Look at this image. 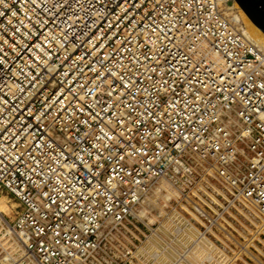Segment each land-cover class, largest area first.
I'll return each mask as SVG.
<instances>
[{
    "label": "built area",
    "instance_id": "obj_1",
    "mask_svg": "<svg viewBox=\"0 0 264 264\" xmlns=\"http://www.w3.org/2000/svg\"><path fill=\"white\" fill-rule=\"evenodd\" d=\"M235 4L0 0V189L39 264L96 250L161 178L264 217V50Z\"/></svg>",
    "mask_w": 264,
    "mask_h": 264
},
{
    "label": "rangeland",
    "instance_id": "obj_2",
    "mask_svg": "<svg viewBox=\"0 0 264 264\" xmlns=\"http://www.w3.org/2000/svg\"><path fill=\"white\" fill-rule=\"evenodd\" d=\"M232 14L261 46L258 33L250 37L246 21ZM194 180L155 181L135 216L104 230L97 249L74 264H264V217L255 206ZM19 208L0 189V264H39L10 227Z\"/></svg>",
    "mask_w": 264,
    "mask_h": 264
},
{
    "label": "water",
    "instance_id": "obj_3",
    "mask_svg": "<svg viewBox=\"0 0 264 264\" xmlns=\"http://www.w3.org/2000/svg\"><path fill=\"white\" fill-rule=\"evenodd\" d=\"M251 22L264 33V0H235Z\"/></svg>",
    "mask_w": 264,
    "mask_h": 264
},
{
    "label": "bare ground",
    "instance_id": "obj_4",
    "mask_svg": "<svg viewBox=\"0 0 264 264\" xmlns=\"http://www.w3.org/2000/svg\"><path fill=\"white\" fill-rule=\"evenodd\" d=\"M231 10H232V13L233 12H235V10H237V12L240 14V17H241V19L245 22L246 21V24L245 25H249V26H247V27H250L251 29H249L251 32L254 30L255 31V33L257 34V38L258 39H256V38H254L255 40H257L256 42H259L260 40H261V46H262V40L264 39V33L262 32V31H260L252 22H251V20L247 17V15L243 12V10L239 7V5L236 3L235 5H233L232 7H231ZM242 15V16H241ZM235 16V15H234ZM233 16V20L235 21V22H237L236 21V19H235V17ZM247 22H248V24H247ZM237 23H239V22H237ZM237 23H236V25H237ZM239 27V26H238ZM239 28H241V27H239ZM243 31V30H242ZM248 31V30H247ZM250 32V37H251V34L254 36V37H256L255 35L256 34H254V32H252L251 33ZM243 33L245 34V36L249 39V40H251L253 43H255L252 39H250L249 37H248V35L243 31ZM252 36V37H253ZM259 36H260V39H259ZM261 37L263 38V39H261ZM259 40V41H258ZM260 43V42H259ZM255 44H257V43H255ZM258 45V44H257ZM258 46H260V45H258ZM260 46V47H261ZM262 48V47H261ZM263 49V48H262ZM264 50V49H263ZM2 201V200H1ZM0 212H1V210H0ZM2 218V217H1Z\"/></svg>",
    "mask_w": 264,
    "mask_h": 264
}]
</instances>
